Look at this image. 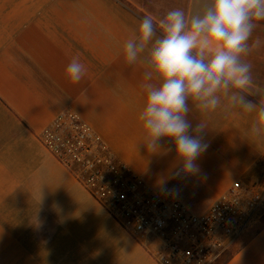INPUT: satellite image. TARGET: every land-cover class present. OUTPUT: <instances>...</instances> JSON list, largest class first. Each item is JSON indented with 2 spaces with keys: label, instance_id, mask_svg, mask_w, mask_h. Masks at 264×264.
<instances>
[{
  "label": "crops",
  "instance_id": "0c3cea01",
  "mask_svg": "<svg viewBox=\"0 0 264 264\" xmlns=\"http://www.w3.org/2000/svg\"><path fill=\"white\" fill-rule=\"evenodd\" d=\"M210 4L211 0H0V264L60 263L62 256L71 254L77 262L89 264H157L118 223L120 228L106 222L92 204L95 200L39 136L58 114L72 109L119 162L164 194L159 181L173 169L175 152H149L139 119L146 103L145 72L151 71L150 45L132 65L125 62L124 45L138 34L144 16L151 15L159 24L168 10L181 8L190 19ZM161 35L158 28L153 41ZM257 38L260 47L245 57L252 65L253 89L260 92L249 97L254 102L264 99V22L249 44ZM74 57L86 68L79 83L66 76ZM225 103L222 99L215 112L201 113L189 102L193 126L200 120L207 125V149L196 162L199 174L167 181L173 191L166 195L196 214L208 212L237 180L261 175L264 135L251 134L257 112L226 109ZM164 143L165 149L171 146ZM75 214L81 221L87 215L96 223L88 229L82 225L81 238L86 230L98 229L108 239L89 236L80 239V249L67 250L71 222L80 221ZM100 243L112 249L104 252ZM117 248L122 257L115 254ZM219 264H264V218L263 226Z\"/></svg>",
  "mask_w": 264,
  "mask_h": 264
},
{
  "label": "clouds",
  "instance_id": "9594fccd",
  "mask_svg": "<svg viewBox=\"0 0 264 264\" xmlns=\"http://www.w3.org/2000/svg\"><path fill=\"white\" fill-rule=\"evenodd\" d=\"M261 22L264 0H211L202 15L190 19L181 8L168 10L159 24L151 15L144 16L138 34L126 41L124 56L129 65L150 45L147 63L151 71L145 72L146 103L139 119L149 152H175L173 169L159 181L162 193L173 191L167 188L168 180L199 174L196 162L207 149V125L200 120L193 126L188 119L189 102L201 113L215 112L222 99L226 109L256 111L251 134L264 135V99H249L260 92L253 89L252 65L245 59L261 45L259 38L249 44ZM158 28L162 35L153 41ZM85 72L78 57L66 68L72 83H79ZM165 140L171 145L166 149Z\"/></svg>",
  "mask_w": 264,
  "mask_h": 264
},
{
  "label": "built area",
  "instance_id": "2783aa9c",
  "mask_svg": "<svg viewBox=\"0 0 264 264\" xmlns=\"http://www.w3.org/2000/svg\"><path fill=\"white\" fill-rule=\"evenodd\" d=\"M39 138L157 264H219L263 226L264 154L259 177L237 180L208 212L196 214L180 200L153 191L72 109L58 114Z\"/></svg>",
  "mask_w": 264,
  "mask_h": 264
},
{
  "label": "rangeland",
  "instance_id": "374dc122",
  "mask_svg": "<svg viewBox=\"0 0 264 264\" xmlns=\"http://www.w3.org/2000/svg\"><path fill=\"white\" fill-rule=\"evenodd\" d=\"M81 187H79L78 189H80ZM81 190V193L84 195V196H86V193H85V191L83 190V189H80ZM92 204H94L96 207H97V209L100 211V213L103 215V216H105L106 217V222L107 223H109V222H111V223H113V224H115L118 228H120L118 225H117V223L112 219V217H109L108 215H107V213H105L106 211L104 210V209H101L98 205H97V203L95 202V201H92ZM96 207H95V209H96ZM75 209H77V208H75ZM75 211V210H74ZM75 216H77L78 218H79V220L81 221V218H80V216H79V214H75ZM72 221V220H71ZM80 221H78V220H74V221H72L71 223H72V225H73V227L70 229V232H68V236H69V240H71V243H70V245H71V248H67V250H73V251H76V250H78V249H80L81 248V246H82V244L80 243L81 242V240H83V239H85V238H89V236H90V238H96L98 241H100V240H104V241H106L105 239H108L106 236H105V234H103L102 232H100V231H98V229L96 230V231H94V230H91V231H88V230H86V236L85 237H83V238H81V232H80V228H81V226L83 225V226H86V229H88V228H92V227H96L95 225H96V223L95 224H93L92 223V221L90 220V218L87 216V215H85V216H82V221L80 222ZM88 224H90V225H92L91 227H89L88 226ZM78 225V226H77ZM254 233V231L253 232H250L249 234H247L245 237H243L240 241H239V243H241V242H243V241H245L246 239H247V237L249 236V235H251V234H253ZM75 239V240H74ZM81 239V240H80ZM100 239V240H99ZM110 239V238H109ZM75 242V243H74ZM239 243L236 245V246H234L233 248H232V250L230 251V253L228 254V255H231L232 253H233V251L239 246ZM100 245H101V247L103 248L102 250L104 251V252H106V250L107 251H109L110 249H112V248H110L109 246H108V244H103V243H100ZM75 249V250H74ZM117 250L118 251H120V252H115V254L118 256V257H122V255H124V253H122V249L121 248H117ZM73 254H71L70 256H67V257H69V258H66V259H64V257L65 256H62L61 257V259H60V263H52V262H36V261H34V262H32V263H25V264H89V262H85V261H81V262H77L78 260L77 259H74L73 258V256H72ZM81 257L80 258H82L84 255L82 254H79ZM44 256V255H43ZM35 259V258H34ZM108 261V260H107Z\"/></svg>",
  "mask_w": 264,
  "mask_h": 264
}]
</instances>
